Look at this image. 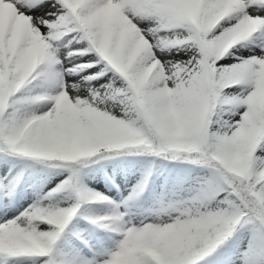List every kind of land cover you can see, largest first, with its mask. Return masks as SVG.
Listing matches in <instances>:
<instances>
[{"label": "snow or ice", "instance_id": "6c2138e0", "mask_svg": "<svg viewBox=\"0 0 264 264\" xmlns=\"http://www.w3.org/2000/svg\"><path fill=\"white\" fill-rule=\"evenodd\" d=\"M48 3L0 0V155L31 161L26 167L68 170L49 198L68 191L78 203L57 210L33 206L0 223L4 264L50 257L85 203H114L76 182L80 168L109 153L183 161L210 175L191 199L161 208L172 217L167 224L133 226L119 212L89 218L122 239L102 260L85 258L77 264H202L246 224L255 225L264 239V56L225 69L223 77L216 67L217 56L222 59L264 30V16L248 12L264 9V0H54L55 11L29 15ZM68 37L82 45L69 52V59L89 53L98 58L58 70L57 45ZM169 47H195L196 55L186 65L164 64L156 53ZM101 64L85 79L111 71L127 87L117 88L113 81L103 91L90 88L85 96L69 93V87L78 86L66 84L65 75ZM238 86L246 90L236 101L244 108L241 119L211 132L221 90ZM36 89L41 90L37 95L29 94ZM121 97L119 118L103 110L105 100ZM39 104L51 107L41 114L28 111ZM23 183V171L14 174L9 168L0 176V204L10 206ZM147 184L148 177L123 206ZM42 223L48 230L40 229ZM252 251L245 250L241 264H251ZM41 264L56 262L42 259Z\"/></svg>", "mask_w": 264, "mask_h": 264}, {"label": "rangeland", "instance_id": "374dc122", "mask_svg": "<svg viewBox=\"0 0 264 264\" xmlns=\"http://www.w3.org/2000/svg\"><path fill=\"white\" fill-rule=\"evenodd\" d=\"M47 6L50 7L49 4ZM41 8H45V5ZM40 11V9H37L29 13V15L36 17L34 14H38ZM248 12L251 15L264 16V9L249 8ZM39 16H46V14L42 13ZM142 27H147V25H142ZM69 40H72V37H68L63 41L60 56L58 57L62 61V66H57L58 70L62 71L63 68H72L74 64L88 65L98 58L95 53H89L83 56H73L69 59V52L82 47L75 40L68 44ZM261 44H264V41L251 36L247 41L233 47L222 59L217 56V69L225 70L239 65L243 59L263 56L264 50L262 49H264V46H261ZM65 45L68 46L65 47ZM156 55L164 64L186 65L196 55V52L193 48L169 47L157 51ZM103 67L104 65L101 64L95 68H88L87 71H82L77 75H65L64 81L66 84L78 86L75 91L69 87V93L71 95L85 96L90 88L103 91L113 81H115L117 88H125L127 85L126 81L111 71L90 81L85 79L86 77H93ZM81 85H86L87 87L80 89ZM109 105L112 106L110 110L114 111L115 115L123 112L124 105L121 102L112 101ZM50 107V104L37 105L38 114L46 112ZM243 111L244 108L238 105L234 109L224 112L218 122L219 131L239 121ZM209 175V170L204 167L183 161L151 158L143 155L131 156L130 158L124 156L114 157L91 167L84 176L87 188L102 193L114 203H85L80 208L74 219L87 223L93 228L89 238H77L78 246L81 249L80 259L102 260L110 252L117 249L118 243L122 239L115 231L93 225L90 223L89 218L108 216L119 212L124 214L125 222L133 226H140L142 223H153L156 214L158 212L161 213L162 207H167L173 203L172 199L177 195L191 192L193 189H199L204 179ZM146 177H148V184L144 192L129 201L128 206L124 207V201L128 199L135 186ZM66 178V172H56L49 178L46 188L56 189ZM35 198L34 191L24 181L10 206L5 207L4 204H0V223H4L6 219L10 220L30 209ZM48 200L49 198L45 201L47 202ZM76 203H78L77 198H73L68 206ZM116 205L121 207L117 209ZM161 215L165 214L161 213ZM167 216L165 215V218ZM263 241L264 239L261 238L258 228L255 225L246 224L238 229L212 255L203 259L202 264H241L243 253L250 248L253 249L249 257L251 264H261V261L264 260V254L262 253ZM31 259L33 258H21L15 261L14 264H26Z\"/></svg>", "mask_w": 264, "mask_h": 264}, {"label": "trees", "instance_id": "16d2710c", "mask_svg": "<svg viewBox=\"0 0 264 264\" xmlns=\"http://www.w3.org/2000/svg\"><path fill=\"white\" fill-rule=\"evenodd\" d=\"M255 39L264 40V30L257 31L252 35ZM63 41L58 42L59 52L58 57L60 56L61 47ZM264 46V44H261ZM183 49L193 48L196 52L195 47H181ZM248 59H243L246 61ZM218 75L223 77L224 70H218ZM112 82L109 83V85ZM108 85V86H109ZM86 85H81L80 89L86 88ZM127 86H125L126 88ZM41 90L36 89L35 91L29 93L31 95L39 93ZM98 91V90H97ZM246 96V90L244 87H225L221 90V96L217 102V106L214 110V114L211 117L212 123L210 126V131L213 133L220 132L218 128V122L220 120V116L227 111H230L238 106L236 101L240 100L241 98ZM103 99V97H101ZM124 97H121L119 100H105L104 105H102L103 110L109 111L110 114L115 115L114 111L109 110L107 106L112 102H121L123 105ZM29 112L35 111L37 114V105L33 106L31 109L28 110ZM122 115L119 113L117 116L118 118ZM109 158H99L98 163H89L87 167H82L79 169L78 175L76 177L77 186L81 188H87V184L85 182V175L89 172L91 167L100 164L101 161L108 160L110 158H117L124 156L126 158H130L131 156L137 155H128V154H121L116 155L115 153L107 154ZM148 156V155H147ZM151 158H158L149 156ZM5 160L9 161V163H5ZM173 161V160H172ZM31 164V161H22L12 156H4L0 155V176L5 175L8 172L9 168L12 169L13 173L23 171L24 172V181L27 185H29L36 195V200L33 203V206L44 207L49 210H57V209H65L68 207V202L76 197L74 193L65 191L63 193H58L54 196H51L47 203H44L46 196H49V193L52 191L47 190L46 183L48 182L49 178L54 175L56 172H66L67 177L70 175L69 171L63 168H50L46 167L45 165L36 164L31 167H26V165ZM15 165V167H13ZM199 189H194L187 194H181L173 198V203H178L183 200L191 199L194 195L197 194ZM244 225H241V228ZM49 226L46 223H42L40 225L41 230H48ZM238 228V229H239ZM93 228L89 226L87 223H83L81 221L73 219L68 226H66L65 232L62 233L61 237L58 239L57 243L53 248V252L50 257L48 258H33L30 261H27L26 264H41L42 259H50L54 260L56 264H77L80 261V246H78L77 238H89L90 233ZM259 230V229H258ZM69 244V245H68ZM262 253L264 254V241L262 243ZM0 264H4L3 260L0 259Z\"/></svg>", "mask_w": 264, "mask_h": 264}, {"label": "clouds", "instance_id": "9594fccd", "mask_svg": "<svg viewBox=\"0 0 264 264\" xmlns=\"http://www.w3.org/2000/svg\"><path fill=\"white\" fill-rule=\"evenodd\" d=\"M111 105L108 106L109 110L111 109ZM166 215V214H165ZM165 215H161V213H157L156 214V218L154 220V224H167L172 220V217H170L169 215L167 216V218H165Z\"/></svg>", "mask_w": 264, "mask_h": 264}, {"label": "bare ground", "instance_id": "6f19581e", "mask_svg": "<svg viewBox=\"0 0 264 264\" xmlns=\"http://www.w3.org/2000/svg\"><path fill=\"white\" fill-rule=\"evenodd\" d=\"M52 2H54V0H50V3H48L50 5V7H48L47 6L48 4H46L45 8H40V10H41L40 13L34 14V15H36V17H38L39 14H42V13L47 14L50 11H55V9L52 8Z\"/></svg>", "mask_w": 264, "mask_h": 264}]
</instances>
